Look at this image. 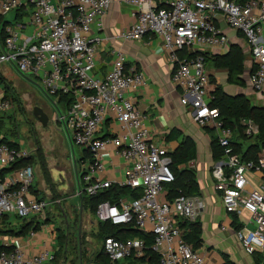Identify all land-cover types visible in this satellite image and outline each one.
Returning a JSON list of instances; mask_svg holds the SVG:
<instances>
[{"label": "built area", "instance_id": "1", "mask_svg": "<svg viewBox=\"0 0 264 264\" xmlns=\"http://www.w3.org/2000/svg\"><path fill=\"white\" fill-rule=\"evenodd\" d=\"M124 1L135 7L136 20L121 37L141 40L150 33L161 40L173 65L174 84L181 89V103L192 110L200 126L218 130L219 142L225 148L222 159L214 162L212 174L226 211L237 214L242 223L240 229H233L235 236L246 254L264 252V157L260 163L244 162L232 154L233 132L224 127L219 110L210 105L208 66L202 56H191L207 49L218 53L229 49L231 38L217 23L222 16L246 39L254 61L250 84L255 92L263 93L264 0ZM111 4L112 0H0L1 17L15 14L14 22H6L0 64H11L20 74L41 81L43 91L58 109L56 121L65 127L72 144L82 148L81 157L74 158L80 200L113 185L142 188L138 198L121 197L117 203L105 200L97 206L99 221L133 223L136 229L153 235L150 247L140 236L105 237L103 248L110 264L129 258L148 261L147 248L158 253L159 264H205L204 255L187 241L186 228L181 226L186 220H197L198 200L183 193L173 200L164 197V185L175 180L171 150L150 141L147 117L133 97L146 83L144 71L127 68V57L120 51L104 76L93 71L99 45L107 39L97 31L105 29ZM185 50L187 53L181 55ZM65 95L72 96L67 107L61 101ZM14 102L0 85V112L13 108ZM109 121L117 122L119 129L103 135ZM244 123L247 134L258 132L253 120ZM85 150L91 158L85 156ZM110 151L127 165L122 180L101 176ZM30 157L22 144L0 141V218L43 215L50 205L33 187L31 162L21 163ZM248 171L262 172L260 187L248 188ZM243 211L249 218L241 221ZM29 233L35 235L34 230ZM0 242V264H51L56 258L52 241L44 242L35 252L20 246L16 236L2 235Z\"/></svg>", "mask_w": 264, "mask_h": 264}, {"label": "crops", "instance_id": "2", "mask_svg": "<svg viewBox=\"0 0 264 264\" xmlns=\"http://www.w3.org/2000/svg\"><path fill=\"white\" fill-rule=\"evenodd\" d=\"M134 11L135 7L124 0H112L105 19V29L97 31L107 39L99 45L94 73L104 76L111 67L115 53L119 51L124 53L127 57V68L136 67L145 73L146 83L133 93V97L142 113L147 117L146 125L150 132V141L167 146L171 153L177 149L186 135L192 137L196 142L198 155L196 159L190 161L189 166L192 167L193 164L192 168L196 170L200 185V194L195 198L199 204L197 220L202 226V242L197 246V249L204 255L205 264H223L225 262L224 255H228L236 264H262L264 252H260L258 258L250 256L245 253L237 240L232 225V214L226 211L221 193L216 188V179L212 174L214 165L212 141L218 138V130L200 126L192 110L181 103V89L173 81V65L169 62L159 38L150 33L141 40H124L121 37V34L134 24L136 20ZM217 23L231 38V44L236 43L243 48L246 72L244 74L245 85L240 86L228 82L226 68L216 67L210 62L206 63L210 74L208 96L211 98V102L212 92L216 86H222L224 91L231 95L251 93L249 92V89H252L250 73L254 68L250 48L244 36L229 27L223 21L222 16L218 18ZM227 51L218 53L207 49L201 52H208L212 55L224 54ZM180 53L185 55L187 51ZM0 67L8 69L10 72L12 69L16 70L11 64H0ZM261 105L264 106V104ZM118 129L117 122L109 121L103 135ZM175 129L180 134L176 133L177 137L169 139L168 136ZM105 160L106 168L101 176L105 179L122 180L126 175L127 165L125 162L116 157L112 151L106 155ZM247 178L249 189L258 188L262 183V172L248 171ZM164 197L166 198V193H164ZM80 203L79 199L78 204L80 205ZM248 218L249 213L243 211L241 221ZM46 225L42 223L38 229L31 228L22 234L9 235L16 236L18 244L30 252L41 248L46 241H52L55 249H58L57 234L51 224L47 227ZM31 230L35 231L34 236L29 233Z\"/></svg>", "mask_w": 264, "mask_h": 264}, {"label": "rangeland", "instance_id": "3", "mask_svg": "<svg viewBox=\"0 0 264 264\" xmlns=\"http://www.w3.org/2000/svg\"><path fill=\"white\" fill-rule=\"evenodd\" d=\"M14 16L10 13L1 18L0 30L4 22H14ZM0 78V85L9 89L15 101L13 108L0 113V138L4 136L18 142L31 153L35 172L33 187L40 197L50 201L41 215V222L47 224L46 227L51 224L57 237L63 234L66 239L64 244H58L56 264L94 263L104 235L95 212L86 203L83 207L78 204L74 158L81 157L82 148L72 144L65 127L56 121L58 109L43 91L39 79L14 69L10 72L4 67H0ZM249 92L247 96L253 105L264 104V92L258 93L251 88ZM36 107L48 114L46 126L34 115ZM254 137L247 135L239 140L243 150L256 139ZM12 221L20 225L17 220Z\"/></svg>", "mask_w": 264, "mask_h": 264}, {"label": "trees", "instance_id": "4", "mask_svg": "<svg viewBox=\"0 0 264 264\" xmlns=\"http://www.w3.org/2000/svg\"><path fill=\"white\" fill-rule=\"evenodd\" d=\"M244 1V0H240ZM159 6H164L163 3H159ZM0 16V20H1ZM7 22V21H6ZM4 22L3 28L0 30V43H3L6 32ZM200 55L203 57L206 63H211L216 67L226 68L228 70V82L240 86L245 85L244 74L246 72L245 65V53L243 48L239 44H231L229 50L224 54H208V52H198L191 53V56ZM210 55V56H209ZM1 79V78H0ZM2 80V79H1ZM5 83V81H3ZM6 84V83H5ZM7 95L13 96L9 93V89L4 86ZM212 102L211 106L219 110V120L223 123L224 127L230 128L233 132V136L230 142V147L232 148V154L239 155L242 160L254 161L255 163H260L261 158L264 157V106L263 105H253L250 98L245 94L231 95L224 91L222 86H216L212 92ZM14 98V96H13ZM62 103L67 107L72 103V96L65 95L61 96ZM2 113V112H0ZM4 113V112H3ZM246 120H253L258 125V132L253 134H247L246 128L247 124L244 122ZM3 129V127L1 128ZM178 130H173L168 136L169 139H174L177 137L175 134ZM11 135V133H8ZM13 135V134H12ZM255 136L256 138L253 142H250L246 149H242V144L239 141L245 136ZM0 141L7 142L10 145L18 146V142L8 140L6 137L0 138ZM225 148L220 144L219 139L215 138L212 141V155L214 162L222 159ZM85 156L91 158V154L85 150ZM197 144L190 136H184L180 142L177 149L171 153L172 164L171 169L175 175V180L171 183H166L165 193L166 198L173 200L180 193L186 194L188 196H197L200 194V185L197 179L196 170L189 166L190 161L197 158ZM32 162V156L27 160H23L21 163ZM142 188H131L130 186H118L113 185L109 188L104 189L96 195H84L81 198L80 206L86 203L89 209L95 212L100 202L110 201L111 203H117L121 197L127 198H138L142 195ZM233 218V228L235 230L242 227V223L237 214H232ZM12 219L19 221L20 225L13 223ZM99 221V220H98ZM39 223L41 222V215L31 216L30 218H20L17 216L5 215L0 218V237L2 235L9 234H22L31 228L38 229ZM101 232L105 237L111 235L120 239H127L134 236H140L146 238V245L150 247L153 242V235L151 233H144L134 227L133 223L125 225H114L111 222L99 221ZM181 226L186 228L185 238L188 242L192 243L195 248L202 242V226L201 223L196 220L193 222L184 221L181 222ZM65 236L61 234L57 237V244H64ZM58 246V245H57ZM2 245L0 242V250ZM57 251L56 258L51 264H56L57 261ZM149 260L145 259L134 260L132 258L127 259L125 262L120 264H159V255L154 252L151 248H147ZM260 252H256L252 256L258 258ZM264 257V256H263ZM225 262L223 264H236L230 259L228 255H224ZM93 264H110L107 255L105 254L103 245L96 256V261ZM264 264V261L263 263Z\"/></svg>", "mask_w": 264, "mask_h": 264}, {"label": "water", "instance_id": "5", "mask_svg": "<svg viewBox=\"0 0 264 264\" xmlns=\"http://www.w3.org/2000/svg\"><path fill=\"white\" fill-rule=\"evenodd\" d=\"M34 115L42 122L44 126L48 124L49 116L41 107H36L34 109Z\"/></svg>", "mask_w": 264, "mask_h": 264}]
</instances>
